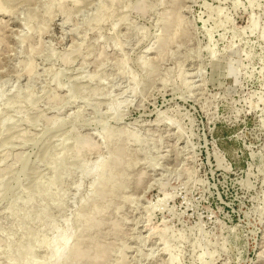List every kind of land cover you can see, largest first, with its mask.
<instances>
[{
	"label": "rangeland",
	"instance_id": "rangeland-1",
	"mask_svg": "<svg viewBox=\"0 0 264 264\" xmlns=\"http://www.w3.org/2000/svg\"><path fill=\"white\" fill-rule=\"evenodd\" d=\"M31 262L264 264V0H0V264Z\"/></svg>",
	"mask_w": 264,
	"mask_h": 264
},
{
	"label": "bare ground",
	"instance_id": "bare-ground-1",
	"mask_svg": "<svg viewBox=\"0 0 264 264\" xmlns=\"http://www.w3.org/2000/svg\"><path fill=\"white\" fill-rule=\"evenodd\" d=\"M58 245L59 246H61L62 247V250H61V252L58 250V249H56L57 247H58ZM28 249H27V252H26V254L28 253V254H34V253H32L33 251H32V249L30 248V247H27ZM69 249V239L68 238H66V237H63V242L62 243H56L55 245H53V250L55 251L54 252V256H53V258H54V261L55 262H58V261H60L61 259H62V253H63V251L64 250H68ZM25 257H27V256H25ZM29 257H27V259H28ZM32 258H33V256H32ZM33 260V259H32ZM30 264H33V262H31Z\"/></svg>",
	"mask_w": 264,
	"mask_h": 264
}]
</instances>
